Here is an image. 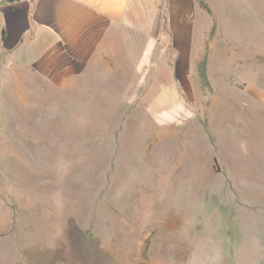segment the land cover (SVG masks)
Segmentation results:
<instances>
[{
    "label": "rangeland",
    "instance_id": "1",
    "mask_svg": "<svg viewBox=\"0 0 264 264\" xmlns=\"http://www.w3.org/2000/svg\"><path fill=\"white\" fill-rule=\"evenodd\" d=\"M195 10L189 53L164 34L141 69L188 60L192 116L147 110L170 83L108 99L0 48V264H264V0Z\"/></svg>",
    "mask_w": 264,
    "mask_h": 264
},
{
    "label": "crops",
    "instance_id": "2",
    "mask_svg": "<svg viewBox=\"0 0 264 264\" xmlns=\"http://www.w3.org/2000/svg\"><path fill=\"white\" fill-rule=\"evenodd\" d=\"M2 1L0 48L30 62L50 81L68 84L91 78L89 83L107 85L108 99H120L118 94L131 83L139 84V97L141 85L170 83L150 96L147 110L171 117L196 114L180 99V90H190L184 87L187 76L178 72L187 68L188 60L178 56L169 64L176 75L166 82L160 75H141V69L162 67L156 53L162 52L164 34L173 51L189 53L195 36V0ZM131 68L139 72L133 78ZM115 84L122 85L117 95Z\"/></svg>",
    "mask_w": 264,
    "mask_h": 264
},
{
    "label": "trees",
    "instance_id": "3",
    "mask_svg": "<svg viewBox=\"0 0 264 264\" xmlns=\"http://www.w3.org/2000/svg\"><path fill=\"white\" fill-rule=\"evenodd\" d=\"M14 0H3L2 2H13Z\"/></svg>",
    "mask_w": 264,
    "mask_h": 264
},
{
    "label": "bare ground",
    "instance_id": "4",
    "mask_svg": "<svg viewBox=\"0 0 264 264\" xmlns=\"http://www.w3.org/2000/svg\"><path fill=\"white\" fill-rule=\"evenodd\" d=\"M128 217H130V219H132L134 217V215H128ZM129 234V233H128ZM128 236V235H127Z\"/></svg>",
    "mask_w": 264,
    "mask_h": 264
}]
</instances>
